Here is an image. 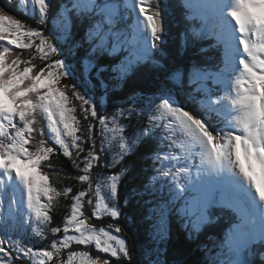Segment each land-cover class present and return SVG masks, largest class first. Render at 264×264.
Instances as JSON below:
<instances>
[{"label": "snow or ice", "instance_id": "snow-or-ice-1", "mask_svg": "<svg viewBox=\"0 0 264 264\" xmlns=\"http://www.w3.org/2000/svg\"><path fill=\"white\" fill-rule=\"evenodd\" d=\"M178 7L179 0H58L50 16L51 0L0 4V264L131 261L126 240L117 235L122 226L103 221H119V184L132 168L123 161L149 139L157 146L144 154L154 173L145 188L160 192L157 201H144L151 205L144 219L154 221L152 239H167L171 215L189 241L223 218L213 246L219 254L208 259L205 247L203 264H264V0H186L185 7L196 9L191 18L200 20L191 30L193 43L211 40L209 47L220 52L213 66L192 64L187 87L178 68L154 56H166L164 20ZM49 23L46 34L39 26ZM74 27L82 30L79 39ZM68 41L73 57L84 49L79 76L74 64L57 58L64 55L58 45ZM103 57L107 63L99 62ZM149 66L152 80L133 91L131 107L117 101L109 115L108 92L123 90ZM134 112L147 124L129 137L121 121H132ZM60 156L75 174L53 163ZM117 164L123 165L119 173L101 171ZM64 180L81 187L73 191ZM104 188L110 195L102 194ZM129 199L126 194L125 206ZM58 208L65 212L53 226ZM211 209L218 210L215 217ZM29 229L40 240L53 239L37 248L26 238ZM152 251L159 256L158 246ZM145 255L148 264H161L147 249Z\"/></svg>", "mask_w": 264, "mask_h": 264}, {"label": "trees", "instance_id": "trees-1", "mask_svg": "<svg viewBox=\"0 0 264 264\" xmlns=\"http://www.w3.org/2000/svg\"><path fill=\"white\" fill-rule=\"evenodd\" d=\"M1 1L2 0H0V4H2ZM57 2L58 0H51V3H52L51 10L56 9L55 7H57ZM173 11L175 10L174 9L169 10L172 20H170L168 16H166L164 20V31L162 32V35L164 36L165 42L162 46L165 52L167 53V56L168 57L171 56L174 51V47H173L174 46L173 44L174 36L176 34L177 36H179L178 50L176 54L175 63L177 65V68L183 73V78L185 82V80H187V72H185L186 64H187L186 59H187V54L189 52L185 51L184 47L181 46L182 37L185 34H187L188 37H192L191 30L193 28L197 29L196 27L197 25L190 24V23H184V21L182 20L183 16L178 15V14L174 16ZM25 22L32 24V26L34 27L36 26L30 20L25 19ZM192 25H195V26L192 27ZM77 32H79L80 36L83 34L81 29H77ZM212 51L213 50H210L209 52H212ZM24 55L27 56L28 55L27 52H25ZM212 59L213 57L211 56V54H207V58H206L207 66H212L211 64ZM107 62L108 60H105L100 63H107ZM102 75H104V78H107L108 73H103ZM144 75L145 73L143 72L138 73V77H143ZM105 81L109 83V86L111 87V84L113 82L110 80L109 81L105 80ZM138 81L140 84H142L143 80H138ZM63 82L70 83L69 80H64ZM149 82L151 81H148L145 84V87L147 86ZM137 85L138 83L136 80L134 79L130 80V86H133L132 89L130 88L127 93L130 95V97L132 96L133 91H136L139 89ZM120 92L123 93V91H118V92L111 91L110 92V94L107 96L108 98L106 100V107H115L118 104L117 99H120ZM96 93H97V97H100L101 95H103V94H100L99 91H96ZM100 104H101L100 100L97 99L98 110H102L100 109ZM77 115L79 117V111L77 112ZM79 118L81 119L82 126H86L87 122L83 121L82 117H79ZM96 128H97V136H98V132H99L98 124L96 125ZM97 148H99V140L97 141ZM144 151H146L145 147L142 146L140 149H138L137 147L135 154L125 157V160L123 161V165H131L132 168L130 171L125 173L129 175H126V176L124 175L119 184L120 187H119L118 203H119V208L121 211V217L119 221H113L109 217H105L103 221V225H106L107 223H119L123 228L122 233L117 234V235H122L123 238L126 240L129 253L132 256V259L131 261L127 259H122L119 262V264H148V258L145 255L146 249L151 252V258L153 260L159 259L161 264H203V261L205 260V256H202V253H200L199 249L196 248V244L199 241V239L193 244L191 243L187 244L183 240L182 237H177L175 234H172L171 239L173 241V244L170 246L164 247L160 245L159 242L157 244V241L154 243L152 240V237L149 235L151 229L149 226L146 227L145 226L146 224L144 223L143 211H144V201L146 200L142 196V192H143V188L145 187V184L150 182L154 173L151 167L148 166L151 160L144 158V155H143ZM108 160L109 161L112 160L111 154H109ZM57 162L59 163V166H61L64 170H67L75 174L71 168V162L68 161L65 157L63 156H60L58 158L54 157L53 163L56 164ZM123 165L117 164L115 167H112L110 169H102L101 171L105 175H108L111 173H119ZM63 185L73 186V191L81 187L75 181H69V180H64ZM59 186L61 185H58V187ZM156 186H158V184ZM133 190H135L136 193L133 192ZM102 194L106 196L110 195L106 188L102 189ZM126 194L130 197L127 206H125L124 204V199H125ZM66 203H69V201H64L63 199H61V204H66ZM139 203L141 204L140 207H139ZM86 209H87V205H86ZM64 212H65V209L63 208L57 209L56 213H54L53 215V226L60 224L62 222ZM125 214L127 215L128 219H125ZM96 224L98 227L102 226L100 222H96ZM225 224H226L225 222H222L220 229L216 233H214L212 237H214L215 239H219V237L222 235ZM211 234H212V231L208 230L205 235L210 237ZM32 237H33V239H31L32 242L36 243L37 239H35L34 234L32 235ZM51 239H53V237H51V235L49 234L48 239L42 240L41 243L44 244V246L46 247L50 243ZM202 241L207 242L208 239L203 238ZM157 246L160 249L159 256H157L155 251H152ZM143 247H145V249ZM70 250L78 251V250H81V248L80 246L72 245ZM89 250L91 251L93 255H102V254L97 253L94 248L89 249ZM65 258H66V253H65ZM113 264H117V262L114 261Z\"/></svg>", "mask_w": 264, "mask_h": 264}, {"label": "bare ground", "instance_id": "bare-ground-1", "mask_svg": "<svg viewBox=\"0 0 264 264\" xmlns=\"http://www.w3.org/2000/svg\"><path fill=\"white\" fill-rule=\"evenodd\" d=\"M194 26H195V25H192V27H194ZM196 27H197V29L199 28L198 26H196ZM186 33H187V32H186ZM182 34H183V33H182ZM145 74H147V73H145ZM137 76H138V75H137ZM137 76H136V77H133V78H131V79L136 80ZM138 78H139V80H145L143 77H138ZM142 78H143V79H142ZM148 79H149V78H148ZM126 96H127L128 98L130 97L129 94H126ZM149 140H150L151 143L156 144V141L151 140V139H149ZM146 182H147V181H146ZM146 184H147V183H146ZM147 194L152 195V192L144 187V188H143V192H142V196L144 197L145 200H147V199H146Z\"/></svg>", "mask_w": 264, "mask_h": 264}, {"label": "rangeland", "instance_id": "rangeland-1", "mask_svg": "<svg viewBox=\"0 0 264 264\" xmlns=\"http://www.w3.org/2000/svg\"><path fill=\"white\" fill-rule=\"evenodd\" d=\"M198 1V0H197ZM194 11H196L195 7L192 8ZM165 198H168V190L166 192V194L164 195ZM174 229V226L172 225L170 219H169V227H168V234H167V239H168V242H169V245H172V233H171V230ZM145 249V247H143ZM142 250V249H141Z\"/></svg>", "mask_w": 264, "mask_h": 264}]
</instances>
